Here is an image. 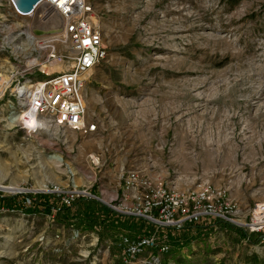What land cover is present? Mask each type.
Instances as JSON below:
<instances>
[{
  "label": "rangeland",
  "instance_id": "obj_1",
  "mask_svg": "<svg viewBox=\"0 0 264 264\" xmlns=\"http://www.w3.org/2000/svg\"><path fill=\"white\" fill-rule=\"evenodd\" d=\"M86 2L108 48L85 89L98 131L81 136L48 126L30 135L19 127L8 90L0 100V184L7 188L0 196L58 205L43 191L88 188L109 200L122 175L139 169L181 188L199 181L226 188L247 217L264 203V0L234 7L227 0ZM6 13L0 6V78L9 82L24 71L18 56L32 44ZM44 42L31 55L39 61L52 55ZM55 54L54 71L71 68L67 53ZM26 77L45 79L37 71ZM51 211L0 207V264H120L119 236L144 231L127 229V218L146 222L110 210L124 224L115 229L104 210L75 205L66 220ZM216 222L182 235L181 245L161 256L164 264H245L246 255L262 253L257 234Z\"/></svg>",
  "mask_w": 264,
  "mask_h": 264
},
{
  "label": "built area",
  "instance_id": "obj_2",
  "mask_svg": "<svg viewBox=\"0 0 264 264\" xmlns=\"http://www.w3.org/2000/svg\"><path fill=\"white\" fill-rule=\"evenodd\" d=\"M2 2L0 6L6 8V16L22 24L16 31L18 36H24L26 42L34 46L26 51L23 45L18 47V51H24L18 56L25 63L24 71L18 74L19 78L13 76L17 71L10 74L0 96L3 100L9 90L7 96L14 101L12 107L21 118L18 123L21 130L31 135L49 126L81 136L96 134L99 124L88 119L85 89L89 82L87 76L107 59L108 48L100 27L93 20L91 4L86 0H41L31 12L23 13L13 0ZM38 30L45 34L39 36ZM41 36L49 39L45 41L50 44L52 55L39 61V56L31 55L45 48L39 45L45 44ZM57 49L67 53L71 68L48 73L41 67L57 62ZM34 60L38 62L32 63ZM35 71L45 79L31 82L26 76ZM25 85L28 89H24ZM119 190L109 200L102 193L100 197L95 196L88 188L65 192L53 187L43 193L56 197L60 207H69L80 199L94 200L115 213L141 218L151 224L154 230L150 234L119 236L120 264H164L161 256L170 251V245L158 232L166 228L181 229L188 224L217 220L243 228L249 234L264 235L263 202L255 204L244 217L229 191L208 181L181 188L160 176L131 169L122 175ZM26 204L29 205V201ZM51 210L56 212L55 207Z\"/></svg>",
  "mask_w": 264,
  "mask_h": 264
},
{
  "label": "trees",
  "instance_id": "obj_3",
  "mask_svg": "<svg viewBox=\"0 0 264 264\" xmlns=\"http://www.w3.org/2000/svg\"><path fill=\"white\" fill-rule=\"evenodd\" d=\"M239 1L240 0H227V3L231 7H234ZM48 200H50V198H47V201L46 200L42 201L41 199L38 200V199L32 198L31 195H28V194H22V195L10 196V197L0 196V207L4 209H8V210H13V211L20 210V209L22 210L29 209V210H33L35 212H40V213L41 212L50 213V210L55 207L56 209L55 217L66 220L67 219V215H65L66 212H68V210L71 207H74L75 205L76 206L81 205L82 210L85 207L87 209H93L95 212H96V209H98L99 211L104 210L105 212H107L109 216L107 221L109 220L108 222L109 223L111 222V225L109 224L110 227H113L115 229H120V226H124L122 222H118V220H121L118 217V215L114 214L112 211H110L109 209H107L102 204L96 201H87L85 199H80L69 207H60L57 205H52L50 201L48 202ZM27 201H29V205L26 204ZM125 223L131 224L132 226L127 227V229L129 228L135 232L136 231L140 232V230L142 231L144 230L141 233H145L147 229L151 231L153 230V227L151 225H149L146 222L143 223L139 219L127 218ZM216 223L228 225L221 221H217ZM203 227H206V226H201V223L188 224L185 227H182L181 229L166 228L164 230H160L158 234L160 238L165 237L168 240L169 245H170V251H171V249L174 248L175 244L181 245L183 241L182 235L189 236L190 234H192L193 231L197 230L198 228H203ZM244 237H246L245 238L246 240L250 239L249 236H244ZM259 242H262V244L264 245V235L257 234V237L254 239V243H259ZM177 261L178 263H180L182 259L179 257ZM244 263L245 264H264V248L261 254L251 253L249 255H246Z\"/></svg>",
  "mask_w": 264,
  "mask_h": 264
},
{
  "label": "bare ground",
  "instance_id": "obj_4",
  "mask_svg": "<svg viewBox=\"0 0 264 264\" xmlns=\"http://www.w3.org/2000/svg\"><path fill=\"white\" fill-rule=\"evenodd\" d=\"M94 20H95V19H94ZM95 22H97V20H96ZM37 33H38L39 36L45 34V33H41V32H39V30L37 31ZM59 35H60V34H59ZM39 38H42V39H45V40H49L48 38H45V36H41V37H39ZM56 39H57V38H56ZM45 40H44V41H45ZM31 48L34 49V46H32ZM37 62H38L37 60L32 61V63H37ZM54 65H55V64H54ZM56 67H57V66H53V65H50V66L45 67V66L43 65V66L41 67V69H44V70H45L46 72H48V73H52V72H54V69H56ZM5 83L8 84L7 78H0V96H1V94H2V91L4 90V88H2V87L4 86ZM24 89H28V85H25ZM16 121H17V119H14V120H13L14 123H15ZM5 189H7V188H5L3 185L0 184V190H5ZM9 190L15 192V191H18L19 189L16 188V187H13V188H10ZM41 190H42V189H41Z\"/></svg>",
  "mask_w": 264,
  "mask_h": 264
},
{
  "label": "water",
  "instance_id": "obj_5",
  "mask_svg": "<svg viewBox=\"0 0 264 264\" xmlns=\"http://www.w3.org/2000/svg\"><path fill=\"white\" fill-rule=\"evenodd\" d=\"M16 8L23 12L28 13L31 12L34 7L40 2L41 0H13ZM36 34H38L36 32Z\"/></svg>",
  "mask_w": 264,
  "mask_h": 264
}]
</instances>
